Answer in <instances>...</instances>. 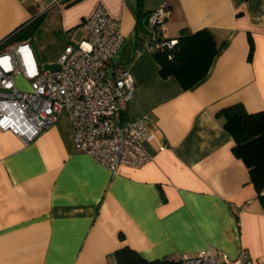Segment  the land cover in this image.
<instances>
[{
	"label": "crops",
	"instance_id": "1",
	"mask_svg": "<svg viewBox=\"0 0 264 264\" xmlns=\"http://www.w3.org/2000/svg\"><path fill=\"white\" fill-rule=\"evenodd\" d=\"M161 1L0 0V51L17 27L41 17L52 37L29 39L42 63L83 40L96 7L120 23L125 39L108 69H130L134 94L123 117L148 118L144 146L152 154L142 167L112 172L74 148L67 111L29 143L0 130V264H118L114 252L123 246L149 260L244 249L264 264V207L216 115L234 103L264 109V0H166L168 37L208 28L222 43L189 89L162 77L148 49L146 18ZM15 83L30 87L20 74Z\"/></svg>",
	"mask_w": 264,
	"mask_h": 264
},
{
	"label": "built area",
	"instance_id": "2",
	"mask_svg": "<svg viewBox=\"0 0 264 264\" xmlns=\"http://www.w3.org/2000/svg\"><path fill=\"white\" fill-rule=\"evenodd\" d=\"M168 14L166 0L148 13L151 52L177 42L165 33ZM83 26V40L66 44L58 54L57 70L42 68L29 38L0 52V130L10 131L29 143L67 111L75 149L112 172L123 165L142 167L152 160L144 146L148 118L123 117L134 94L132 74L129 68L108 69L125 39L121 25L98 6ZM17 74L29 80L28 90L16 85ZM176 260L181 264H254L244 249L230 257L209 248L193 255L183 254Z\"/></svg>",
	"mask_w": 264,
	"mask_h": 264
},
{
	"label": "trees",
	"instance_id": "3",
	"mask_svg": "<svg viewBox=\"0 0 264 264\" xmlns=\"http://www.w3.org/2000/svg\"><path fill=\"white\" fill-rule=\"evenodd\" d=\"M143 1L138 0V4L141 5ZM40 24L41 17H38L20 25L7 37L5 44L32 38L33 31ZM175 38L177 42L172 47L156 50L153 55L160 65L162 77H171L183 89H189L206 76L222 43H217L208 28L196 31L182 29ZM249 42L250 59L254 48L251 37ZM216 115L223 119V127L232 136V152L247 166L251 182L264 207V109L249 112L242 103H234L221 108ZM114 253L118 264H181L176 259L149 260L129 246L118 248Z\"/></svg>",
	"mask_w": 264,
	"mask_h": 264
},
{
	"label": "rangeland",
	"instance_id": "4",
	"mask_svg": "<svg viewBox=\"0 0 264 264\" xmlns=\"http://www.w3.org/2000/svg\"><path fill=\"white\" fill-rule=\"evenodd\" d=\"M48 29H50V27H47V25L44 23L43 25H39L37 28H35V30L33 31V35H32V37H34V39H36V37L37 38H40V37H44V38H50V37H52L50 34H49V30ZM63 39V37H61V39L59 38V36H57V40L55 41V42H53L52 44H51V46H49V49L50 50H55L58 46H59V44H60V41ZM13 46H15L17 43H11ZM3 51V50H2ZM1 52V51H0ZM42 54H44L43 53V51H42Z\"/></svg>",
	"mask_w": 264,
	"mask_h": 264
},
{
	"label": "water",
	"instance_id": "5",
	"mask_svg": "<svg viewBox=\"0 0 264 264\" xmlns=\"http://www.w3.org/2000/svg\"><path fill=\"white\" fill-rule=\"evenodd\" d=\"M32 47H33V50H34V53H35V56H36L38 62L42 63V58L39 55V52L37 50V47H36L35 43H33V42H32ZM42 68L46 69V70L53 71V70L59 69V64L56 63V62H53V63H42Z\"/></svg>",
	"mask_w": 264,
	"mask_h": 264
}]
</instances>
